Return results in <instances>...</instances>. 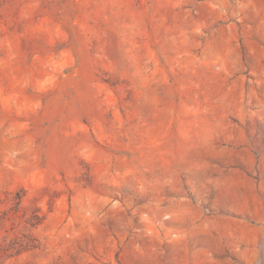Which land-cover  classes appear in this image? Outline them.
Masks as SVG:
<instances>
[{"label":"rangeland","instance_id":"1","mask_svg":"<svg viewBox=\"0 0 264 264\" xmlns=\"http://www.w3.org/2000/svg\"><path fill=\"white\" fill-rule=\"evenodd\" d=\"M0 264H264V0H0Z\"/></svg>","mask_w":264,"mask_h":264}]
</instances>
